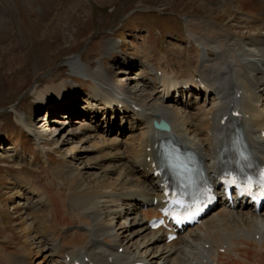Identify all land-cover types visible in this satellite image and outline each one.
I'll return each instance as SVG.
<instances>
[{"label":"bare ground","instance_id":"1","mask_svg":"<svg viewBox=\"0 0 264 264\" xmlns=\"http://www.w3.org/2000/svg\"><path fill=\"white\" fill-rule=\"evenodd\" d=\"M200 1L214 3L216 9L226 16L233 15L231 12L236 10L237 17L228 19L230 22L226 23L194 15L186 19V38L183 42L189 48L197 45L193 59L185 58L181 50L173 51L179 52L177 62L169 61L161 53H153L151 57L147 51L143 52L145 57L141 63L150 74L154 73L157 84L152 92L145 91V88L132 91L121 84L114 85L109 72H100L102 57L115 47L110 37L108 40L105 36L101 37L93 43L87 63L81 59L68 62L76 70L85 72L84 68L90 72V98L86 100L88 106H83L85 112L79 114L76 132L56 136L52 142L62 148L72 144L64 148V154L78 161L82 160L79 153L84 150L83 144L91 142L90 147L98 150V158L101 160L97 169L99 174H89L90 171L86 170L90 166L88 163L83 168L81 164L77 168L64 165L53 172L52 181L56 182L50 181L43 189L34 180L32 183L35 187L23 184L21 187L34 200V204L28 201L31 210L39 203L47 207L40 237L36 239L37 248L40 246L41 250L49 253L35 262L31 255L32 245L28 247L22 243L17 244L11 232L12 237L8 238L10 236L1 234L3 228H0V238H4L0 240V264H73L74 261L85 264L84 258L94 264H132L142 261L146 264H231L236 261L235 258H239L242 263V255L247 254L255 263L264 264V215L255 216L249 210L217 209L215 216L200 227L185 234L180 240L166 244L159 231L149 232L143 224L154 214V209L143 213L139 208L143 202L153 201L158 196L155 188L157 181L148 175L145 168V150L153 138L150 123L153 120H165L170 125V135H176L182 143L188 142L189 145L199 147L206 158H212L218 136L224 129L219 125L221 118L225 115L230 118L231 112L239 111L242 114L241 123L250 139L255 140L253 143L261 141L264 144V138L261 137L264 132V104L260 103V93L264 91V0ZM24 10L28 14L26 4ZM209 10L213 11L211 8ZM42 12L48 18L51 9H43ZM24 21L22 26L26 25L27 31L34 23L30 21L27 26ZM231 22L235 28L228 26ZM169 63H177L179 71L163 68L164 64L168 66ZM157 72H160V77ZM200 84L204 93L211 94L210 102L191 103L183 88H189V93H194ZM67 88L68 83L61 81L43 89L35 86L32 91L37 103L51 111L57 102L65 105L68 103ZM171 91H179L182 97L186 96L185 100L173 98ZM115 103L122 104L128 111L121 115L122 118L118 114L113 115L108 109L103 118H97L95 113L100 109L117 106ZM130 109H134L131 115ZM73 112L71 110L67 114L71 116ZM107 117L109 120L105 119ZM65 118L52 122L58 127L63 126L66 124ZM44 121L45 117L40 123H43L45 129ZM16 123L33 136L32 140L45 162L49 153L54 151L53 154H59L42 143L41 135L39 137L23 116L17 115ZM52 128L56 131L55 126ZM125 130H131L127 135L135 132L130 136V142L119 139L118 135ZM161 135L163 138L168 136L163 132ZM262 148L264 150V145ZM59 158L65 162L60 154ZM86 174L95 178L93 185L84 177ZM113 175L116 176L115 180ZM61 182H64L65 190L58 187ZM113 217L119 221L132 217L138 229L130 231L123 221L120 232L116 233L111 224ZM4 227L7 230L6 225ZM139 233L141 236L147 235L143 237L146 245L141 243L137 247V240L134 244L130 241L134 235L139 237ZM128 242L131 243L130 247L126 245ZM118 248H122L121 254H118ZM221 249L222 254L218 252ZM38 255L37 252L35 256ZM67 257L69 261L66 263Z\"/></svg>","mask_w":264,"mask_h":264},{"label":"rangeland","instance_id":"2","mask_svg":"<svg viewBox=\"0 0 264 264\" xmlns=\"http://www.w3.org/2000/svg\"><path fill=\"white\" fill-rule=\"evenodd\" d=\"M25 4L28 7V14L23 12ZM210 8L213 10L212 12L209 10ZM43 9H51L48 18H45ZM232 13L233 15L226 16L216 9L214 3L208 4L200 0H0V217L2 220L4 219L2 222L7 227L5 230L0 218V228H3L1 234L11 238V232L16 238L17 244L22 243L28 247L32 245L31 255L34 257L32 260L36 262L39 258L41 259L44 254L49 252L41 250L40 246L37 248L38 240L36 238L40 237L41 224L45 220L44 213H47V207L45 204L39 203L31 210L29 205L34 204V200L31 198L30 204H27L26 198L29 199L30 194L21 186L25 184L35 187L32 183L34 180L37 186L41 185L40 188L43 189L52 181L53 172L58 171L60 166L64 165L77 168L81 164V168H83V165L88 163L90 166L86 167L88 168L86 170L90 171L89 174H99L97 169L101 160L98 158V150L90 147L91 142L83 144L84 150L79 153L81 161L76 158H69L70 160L67 158V161L64 162L59 158V154L64 158L67 157L64 154V148H69L72 144L64 148L61 145H54L53 142L52 146L49 144V147L59 154H53L54 151L49 153L47 162L43 160L44 158L40 159L41 155L37 156L38 148L36 151L31 138L22 131L23 128L20 129L17 126L18 123H15L17 115L27 119V124L32 125L31 128L38 132L39 137L41 134L47 143L56 136L62 137L64 134L67 136L71 132H76L77 127L74 126L77 121L73 124L74 120L72 122L68 119L66 124L59 125V127L55 123L51 126H55L56 131L50 126L45 131L40 129V131L42 130L40 133L35 127H41L40 118L50 110L37 103L33 95V87L37 86L43 89L47 85L66 81L68 83L66 91L68 103L65 105L56 101L57 106L55 107L62 105L69 111L72 107L78 110L90 98L88 79L92 81V78H88L90 72L87 69L82 68L86 73L76 70L68 62L72 59H81L83 63H87L91 57L89 51L93 47V43L105 36L106 40L110 37L119 45L120 43L123 45L115 46L114 50L102 57L100 72L102 74L109 72L114 79V85L121 84L132 91L145 88V91L149 92L154 82L149 79L147 71L144 70L145 67L141 63L145 57L143 52L147 51L148 56L151 57L153 53H161L167 56L169 61L177 62L179 53H173V51L179 48V43L185 44L183 41L186 38L184 33L186 19L191 18L192 15L195 17L202 15L201 17L215 18L217 21L226 23L234 16L237 17L236 10H233ZM22 21L27 22V26L30 21L34 23L30 27L31 30L26 31V25L22 26ZM228 26L235 28L232 22ZM176 38L180 42L176 41ZM196 46L194 44L189 48L194 55ZM181 48H184V45ZM184 57H187L186 53ZM128 63L132 65L129 70H127V67L130 66ZM175 66L177 68L178 64L169 63L168 66L164 64L163 68H172L178 72L179 70L174 68ZM87 95L88 99H86ZM92 107L101 108V106ZM105 110L106 108L100 109L95 113L97 118H103L106 115L104 114ZM108 110L116 115L111 108ZM133 110L130 109V115ZM63 114L64 116L68 115ZM69 117L71 118V116ZM50 123L51 121H49ZM119 139L121 138L119 137ZM125 141L126 139H123V142ZM58 148H60L59 151L56 150ZM84 177L92 185L96 182L93 176L89 177L86 174ZM115 177L113 175V180ZM15 178L20 182L16 181L15 184ZM54 181L56 182V180ZM58 187L65 190L64 182H61ZM18 189L24 190L29 196L26 195L20 199V194L22 195L23 192L21 190V193ZM115 220L119 221V219L113 217L111 220V222L114 221V232L119 233L123 220L119 223ZM133 222V220L131 222V218L125 221L126 225L130 227V231L138 229ZM131 223L132 225H130ZM139 235L136 238H134L135 235L131 237L130 242L134 244L137 240V247L141 243L143 246L146 245L144 238L147 235L141 236L140 233ZM0 240H4V238L1 237ZM130 242L126 244L129 247L131 246ZM214 246L217 248V245ZM141 248L139 250H142ZM37 252L39 255L35 256ZM242 256V263L239 258H235V260L240 264H257L252 261L249 254ZM250 259L251 261H249ZM236 261L231 264H239ZM48 264L51 263L48 262Z\"/></svg>","mask_w":264,"mask_h":264},{"label":"water","instance_id":"3","mask_svg":"<svg viewBox=\"0 0 264 264\" xmlns=\"http://www.w3.org/2000/svg\"><path fill=\"white\" fill-rule=\"evenodd\" d=\"M156 127L158 128H166V125L164 123H160L159 125H156Z\"/></svg>","mask_w":264,"mask_h":264}]
</instances>
